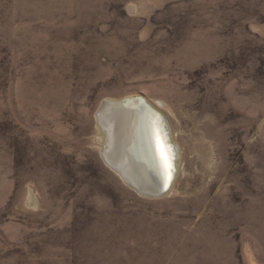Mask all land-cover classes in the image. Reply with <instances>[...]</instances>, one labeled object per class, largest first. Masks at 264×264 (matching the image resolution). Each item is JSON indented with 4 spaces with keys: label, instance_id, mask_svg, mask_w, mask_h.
<instances>
[{
    "label": "rangeland",
    "instance_id": "rangeland-1",
    "mask_svg": "<svg viewBox=\"0 0 264 264\" xmlns=\"http://www.w3.org/2000/svg\"><path fill=\"white\" fill-rule=\"evenodd\" d=\"M132 97L179 148L160 198L102 157ZM0 264H264V0H0Z\"/></svg>",
    "mask_w": 264,
    "mask_h": 264
},
{
    "label": "bare ground",
    "instance_id": "bare-ground-1",
    "mask_svg": "<svg viewBox=\"0 0 264 264\" xmlns=\"http://www.w3.org/2000/svg\"><path fill=\"white\" fill-rule=\"evenodd\" d=\"M143 103L152 108L153 112H149L150 108ZM154 112H159L169 127L168 140L176 148V162L172 163L175 164L177 175L179 148L173 141L167 118L148 100L142 97L108 100L97 114L98 125L103 128L104 145L106 144V149L102 150L105 163L117 174L123 175L122 180L128 187L151 199L152 195L159 194V190L170 175V172L166 174L161 160L162 148L167 150L171 158L169 147L165 144L162 129L164 124ZM176 175H172L170 188L166 194L171 192L177 179Z\"/></svg>",
    "mask_w": 264,
    "mask_h": 264
},
{
    "label": "water",
    "instance_id": "water-1",
    "mask_svg": "<svg viewBox=\"0 0 264 264\" xmlns=\"http://www.w3.org/2000/svg\"><path fill=\"white\" fill-rule=\"evenodd\" d=\"M147 108H150L147 104H145V103H143ZM149 112H153V110H152V108H150V111ZM156 115L155 116H158V119H159V121L160 122H162V124H164L163 126H162V129L164 130L163 131V134H164V138L166 139V142H165V144H166V146L167 147H169V151H170V153H171V158H170V165H171V171H170V175L167 177V179H166V183H164V186L159 190V194H157V195H152L151 197L154 199V198H160V197H162V196H164L167 192H168V190H169V188H170V183H171V180H172V175L174 174V175H176V169H175V164L174 163H172L173 161L174 162H176V156H177V154H176V148H175V146L168 140V136H169V133H170V131H169V127H167V125H166V123H165V120H164V118H163V116L159 113V112H154ZM163 141H164V139H163ZM120 175V174H119ZM121 176V178H123V175H120ZM175 178V177H174ZM138 193H140V192H138ZM141 194V193H140ZM142 195V194H141ZM144 196V195H143Z\"/></svg>",
    "mask_w": 264,
    "mask_h": 264
},
{
    "label": "snow or ice",
    "instance_id": "snow-or-ice-1",
    "mask_svg": "<svg viewBox=\"0 0 264 264\" xmlns=\"http://www.w3.org/2000/svg\"><path fill=\"white\" fill-rule=\"evenodd\" d=\"M169 155L167 153V150L166 149H163L161 150V160H162V163L166 169V174L167 172H170L171 171V165H170V162H169Z\"/></svg>",
    "mask_w": 264,
    "mask_h": 264
}]
</instances>
